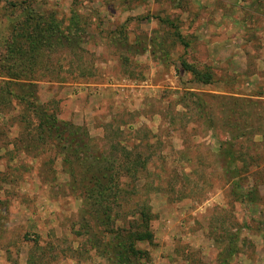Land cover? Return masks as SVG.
Masks as SVG:
<instances>
[{"label":"rangeland","instance_id":"374dc122","mask_svg":"<svg viewBox=\"0 0 264 264\" xmlns=\"http://www.w3.org/2000/svg\"><path fill=\"white\" fill-rule=\"evenodd\" d=\"M259 130L264 0H0V264H113L85 190L137 159L153 243L131 264H264ZM128 198H105L118 224Z\"/></svg>","mask_w":264,"mask_h":264},{"label":"trees","instance_id":"16d2710c","mask_svg":"<svg viewBox=\"0 0 264 264\" xmlns=\"http://www.w3.org/2000/svg\"><path fill=\"white\" fill-rule=\"evenodd\" d=\"M185 69L190 70L195 79L198 81H202L204 83H209L213 80V74L209 70H200L196 67L191 66L187 61L182 62ZM38 116H41L42 112H37ZM38 129L41 135L49 138H58V137H65V130L60 127L59 122L55 118L54 114H51V118L41 117V120L38 124ZM79 127H76L75 131H78ZM261 133H264L262 130H259ZM224 150H222L223 152ZM229 155L232 154V150H229ZM86 156V155H85ZM99 158V156H96ZM229 165L234 163V157L230 156ZM130 163V166H128ZM141 162L137 160H127L124 166L121 169L114 170L115 174L110 173L109 169L104 174V177L110 176L113 178L117 176V183L116 189H112L111 187L107 186L103 180V175H99L98 172L94 171L87 176L90 181L93 183L92 185L89 184L86 186L85 190V197L88 200V204L90 205L91 209H94L97 206L98 210L101 211V218H112L113 227L112 230L109 231L111 235L107 240H104V245L107 246V257L113 264H131L132 260L139 259L141 255H143L146 251L142 250L137 247V243L148 241L149 243H153V232L150 228V221L154 217V214L151 210L149 201L145 198L136 199L133 202H130V199H135V196L138 192L136 182L141 177L140 173L142 174L143 170L139 169V165ZM98 168V167H97ZM96 168V170H97ZM230 168V167H229ZM98 171V170H97ZM236 171L233 176L238 175ZM122 173L124 176L130 177V181L124 183L126 187H123L121 184L123 183L120 179ZM234 184L240 189H237L238 198L242 197L243 195L248 194L243 192L242 186L239 181L234 182ZM122 188V189H120ZM107 195H112L116 199L119 196L129 195L126 205H132V212L134 213L133 218L129 220H124L123 224H118V221L115 219L112 213L114 209L118 207L114 206H107L105 202V198ZM109 201V200H107ZM117 204V199L114 202ZM134 204V205H133ZM97 208L95 207L96 211Z\"/></svg>","mask_w":264,"mask_h":264}]
</instances>
